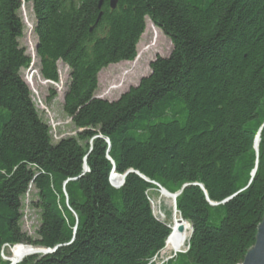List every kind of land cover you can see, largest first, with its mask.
Segmentation results:
<instances>
[{"label":"trees","instance_id":"obj_1","mask_svg":"<svg viewBox=\"0 0 264 264\" xmlns=\"http://www.w3.org/2000/svg\"><path fill=\"white\" fill-rule=\"evenodd\" d=\"M109 3L0 0V264L17 245L55 250L18 264H156L171 229L152 209L153 183L181 191L192 230L160 264H242L264 216V0ZM25 5L42 79L58 83L59 62L70 70L63 111L79 132L57 143L22 76ZM147 19L170 56L118 100L96 98L104 69L136 60ZM113 172L126 175L119 188ZM30 186L34 236L23 229Z\"/></svg>","mask_w":264,"mask_h":264},{"label":"rangeland","instance_id":"obj_2","mask_svg":"<svg viewBox=\"0 0 264 264\" xmlns=\"http://www.w3.org/2000/svg\"><path fill=\"white\" fill-rule=\"evenodd\" d=\"M20 15L25 26L24 38L20 43L33 60L29 69L22 70V76L32 92L33 101L40 116L50 127L54 142L57 143L65 138L76 137L79 130L75 128L71 119L63 111L64 96L70 80V70L62 62H59V82L52 83L42 79L39 72V60L35 52L37 37L34 34L35 17L32 5H25ZM172 50L173 44L171 40L159 28L155 27L150 19H147L146 31L138 45V56L136 60L111 65L104 69L99 74V87L96 91V98L108 101L118 100L130 88L137 86L143 77L151 74V63L158 56L164 58L169 57ZM35 71L39 73L38 76L33 75ZM30 76H34L33 86H30L28 82ZM51 90H55L57 93V97L52 101H50ZM30 199L31 194L25 197L24 200L23 229L30 236H34V232L39 224L37 213L30 206ZM150 200L154 214L157 216L160 215L159 212L161 209L157 206V203L162 202L161 207H163V210L167 212L170 218L172 215V206L168 200L160 196L158 190L150 191ZM12 249L10 247L4 249V260L12 256ZM160 260L161 258L154 261H156V264H160L162 263Z\"/></svg>","mask_w":264,"mask_h":264},{"label":"bare ground","instance_id":"obj_3","mask_svg":"<svg viewBox=\"0 0 264 264\" xmlns=\"http://www.w3.org/2000/svg\"><path fill=\"white\" fill-rule=\"evenodd\" d=\"M38 72H34L33 75L38 76ZM28 82L30 86L34 85V76H30L28 78ZM114 88V87H113ZM111 182L114 186L119 187L122 183V177H120L117 174H112ZM159 194L162 198L168 200L171 204V211L172 215L170 218L167 215V212L163 210V207H161L162 202H158L157 206L161 209L159 212V216H156L158 220L161 222L167 224L171 228V234L167 240V243L165 244V248L161 251L159 258H161V262H166L170 260L171 258L176 257L179 253H183L187 249V245L189 242V238L191 235V225L184 221L183 223L180 222V215L175 208V198L172 195H169L164 190H160ZM182 227V231L179 230V228ZM45 249L36 248L33 246H27V245H17L12 249V256L6 260L12 261L15 263H19L24 258H27L29 256L33 255H40L43 254Z\"/></svg>","mask_w":264,"mask_h":264},{"label":"water","instance_id":"obj_4","mask_svg":"<svg viewBox=\"0 0 264 264\" xmlns=\"http://www.w3.org/2000/svg\"><path fill=\"white\" fill-rule=\"evenodd\" d=\"M109 5H110L111 9H115L116 6H117V0H110ZM101 8H102V1L99 3V6H98L99 10H101ZM101 16H102V12L99 13L98 18L96 20V24L99 22ZM92 30H93V27L90 29V31H92ZM258 144H259V137H257V139H256V149L258 148ZM112 174H116V173L113 172ZM112 174H111V177H112ZM119 176L122 177V183H121V186H122L124 184V182H125L126 175L125 176L119 175ZM111 177H110V181H111ZM144 179L147 182H150L146 178H144ZM150 183H153V182H150ZM111 184H112V182H111ZM153 184L158 188V191L164 190L169 195L174 196L175 199L181 193V191H179L178 193L172 194V193L168 192L167 190H165L164 188L160 187L159 185H157L155 183H153ZM112 186H114V185L112 184ZM121 186H119V187H121ZM114 187L115 188H119V187H116V186H114ZM212 205H214V204H212ZM175 208H176V200H175ZM180 222L181 223L184 222L182 217L180 218ZM166 226L168 228H170L169 225H166ZM182 229H183L182 227L179 228L180 231H182ZM191 233H192V230H191ZM166 243H167V241H166ZM54 251L55 250L52 251L50 249H45V251H44V253L42 255H46V254H49V253L54 252ZM171 259H173V258H171ZM10 264H17V263L11 261ZM242 264H264V216H263V219H262L261 223L259 224V226L257 228V235H256L255 245L247 252Z\"/></svg>","mask_w":264,"mask_h":264},{"label":"built area","instance_id":"obj_5","mask_svg":"<svg viewBox=\"0 0 264 264\" xmlns=\"http://www.w3.org/2000/svg\"><path fill=\"white\" fill-rule=\"evenodd\" d=\"M31 191H32V186H30V190H29L28 193L26 194V197L30 194Z\"/></svg>","mask_w":264,"mask_h":264}]
</instances>
